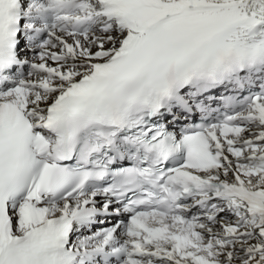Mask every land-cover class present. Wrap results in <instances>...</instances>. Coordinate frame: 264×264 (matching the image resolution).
Instances as JSON below:
<instances>
[{
    "label": "snow or ice",
    "instance_id": "6c2138e0",
    "mask_svg": "<svg viewBox=\"0 0 264 264\" xmlns=\"http://www.w3.org/2000/svg\"><path fill=\"white\" fill-rule=\"evenodd\" d=\"M0 264H264V0H0Z\"/></svg>",
    "mask_w": 264,
    "mask_h": 264
}]
</instances>
